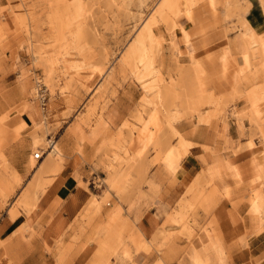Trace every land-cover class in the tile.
I'll list each match as a JSON object with an SVG mask.
<instances>
[{
    "label": "rangeland",
    "instance_id": "1",
    "mask_svg": "<svg viewBox=\"0 0 264 264\" xmlns=\"http://www.w3.org/2000/svg\"><path fill=\"white\" fill-rule=\"evenodd\" d=\"M246 1L0 0L2 84L17 86H1L0 96L21 97L0 104V264H19L31 234L61 243L65 231L83 218L89 224L109 202L117 211L99 242L120 246L106 264H137L138 252L156 254L153 264H229L232 249L218 230L220 217L209 214L221 197L213 176L203 172L176 201L163 196L164 183L194 144L185 133L191 125L205 136L202 123H222L220 135L232 156L221 158L228 160L241 150L226 135L230 116L242 131L248 117L262 133L264 34L246 20ZM151 21L153 33L143 37ZM210 33L225 39L199 50L194 37ZM243 80L259 82L245 92L236 87L231 96L217 89L223 81ZM39 84L46 89L45 106ZM243 94L249 113L233 103ZM53 141L60 154L50 153ZM202 149L199 158L209 165L216 152L207 144ZM34 152L43 155L35 158ZM259 165L258 181L264 178ZM65 166L91 193L83 205L91 214L77 212L72 221L64 217L62 200L49 194ZM261 203L262 194L255 193L252 209ZM125 210L131 228L127 237H117Z\"/></svg>",
    "mask_w": 264,
    "mask_h": 264
},
{
    "label": "crops",
    "instance_id": "2",
    "mask_svg": "<svg viewBox=\"0 0 264 264\" xmlns=\"http://www.w3.org/2000/svg\"><path fill=\"white\" fill-rule=\"evenodd\" d=\"M248 1L250 4L248 5L245 18L257 34L263 35L264 6L262 0H247L246 2ZM235 35L231 34L230 38L232 41L235 40ZM209 39H211L210 44H208ZM224 39L218 33H210L209 37H194L193 42L199 50H202L204 46H214ZM213 50L221 51V48L213 47ZM2 63L4 64V68L7 69L6 64L9 66L11 62L5 59L2 60ZM12 72V70L6 71L4 75L12 74ZM2 73L0 72V87L6 86L14 91L17 87L15 85L16 82L9 85L7 83L2 84V80L5 78L2 76ZM255 82L259 81L243 80L241 85H234L230 81H223L217 85V89L226 96H231L234 93V88H245L243 90L245 92ZM13 97V100L5 101L0 96V104L14 103L21 99L17 95ZM233 103L236 105L239 113H249L250 101L246 94L234 99ZM214 120L216 119H212L211 121ZM243 123L245 129L242 131L237 118L230 116L228 129L226 130V135L231 140H236L237 143L241 144L240 156L235 160L221 158L228 155L232 156L231 152L226 151V139L220 135L222 123H202L200 126L205 128V136H199L198 127L194 129L191 125L189 129H185L186 137L194 144L190 147L189 153L181 159L172 181L164 183L163 199L176 201L189 185L199 180V175H203V172H206V177L212 175L215 186L221 192V197H219V204L213 207L209 214L220 217L218 230L224 234L223 243L225 247L232 249V258L228 263L264 264V178L258 181L256 168L259 165L253 159L254 151H257L259 148V153L261 152L260 154L262 155L258 153L259 157H263L264 126L262 133H260V130L255 126L251 128L248 117L243 118ZM252 140L254 141V147L250 144ZM204 144L212 146L216 152L215 158L209 160V165H204L199 158L204 153L202 149V145ZM71 173V167L65 166L61 173L55 177L49 188V194L52 197L62 200L61 203L64 207L63 214L69 221L74 219L77 212H81V215L84 216L91 214L90 208L83 209V205L91 198V193L88 189L80 187ZM200 178L203 177L200 176ZM253 179H257L255 186H252ZM255 193L262 194L263 204L261 203L258 210L252 209V198ZM126 210L120 214V229L119 224L114 229L120 233L117 237L119 235H122L123 238L127 237L131 228L130 219L127 217L129 213ZM116 211L117 208L109 202L107 207L95 214L92 222L89 224L85 223V218H83L80 219V223L76 228L65 231L61 243L58 244L52 237L44 240L37 234H31L29 241L25 242L29 250L20 260L19 264H57L61 256V264H106L109 260L114 262V249L119 248L120 245L113 242L110 247L103 248L99 239L107 218ZM242 234H245V243L241 242ZM75 236L76 239H74ZM47 245L52 246L53 249L49 250ZM66 247H69L68 250L64 249ZM101 248L103 249L98 251ZM155 255L138 252L133 260L137 264H153L157 260ZM169 264L179 263L177 260H173Z\"/></svg>",
    "mask_w": 264,
    "mask_h": 264
},
{
    "label": "bare ground",
    "instance_id": "3",
    "mask_svg": "<svg viewBox=\"0 0 264 264\" xmlns=\"http://www.w3.org/2000/svg\"><path fill=\"white\" fill-rule=\"evenodd\" d=\"M152 20V19H151ZM152 21L146 26V29L145 30H143V33L141 34L143 37H144V33L147 31V33H149L150 35H152V33H153V30H152ZM38 141V140H37ZM55 142L53 141L52 143H51V146H52V150H50V153L51 152H54L55 154H60V151H59V149H58V147L56 146V144H54ZM183 144H186V142H185V140H183ZM260 149V148H259ZM259 149L257 150V151H254V156H256L255 157V161L256 162H258L259 164H264V151L262 150V154H263V157L261 158V157H259L261 154V152L259 153ZM263 149V148H262ZM36 153V154H35ZM260 155H259V154ZM38 155H43V153H40V152H34V157L35 158H37V156ZM54 155V154H53ZM52 155V156H53ZM262 156V155H261ZM42 157V156H41ZM263 160V161H262ZM50 161H52V160H50ZM50 163V162H49ZM258 164V165H259ZM48 166H49V164L47 163L46 165H44V166H42L41 168H40V173H44V171H46L47 170V168H48ZM50 166H51V164H50ZM260 166V165H259Z\"/></svg>",
    "mask_w": 264,
    "mask_h": 264
},
{
    "label": "built area",
    "instance_id": "4",
    "mask_svg": "<svg viewBox=\"0 0 264 264\" xmlns=\"http://www.w3.org/2000/svg\"><path fill=\"white\" fill-rule=\"evenodd\" d=\"M40 85V88L42 90V95H41V99H42V102H43V105L45 106L46 105V89L43 87L44 84H39ZM42 155H38L37 158H40Z\"/></svg>",
    "mask_w": 264,
    "mask_h": 264
}]
</instances>
